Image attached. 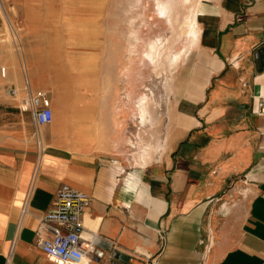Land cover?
<instances>
[{"label":"crops","instance_id":"obj_1","mask_svg":"<svg viewBox=\"0 0 264 264\" xmlns=\"http://www.w3.org/2000/svg\"><path fill=\"white\" fill-rule=\"evenodd\" d=\"M196 15L198 37L179 58L169 127L149 165L117 151L115 71L112 79L104 71L92 92L40 89L51 100L54 132L51 124L36 127L19 109L18 91L4 89L0 264L9 253L10 264H59L36 245L35 230L62 184L91 198L86 264H264V116L257 114L264 63L256 58L264 0H205ZM39 82L29 89L47 88L48 80ZM69 98L81 101L82 133L64 118ZM37 133L46 143L40 155Z\"/></svg>","mask_w":264,"mask_h":264},{"label":"rangeland","instance_id":"obj_2","mask_svg":"<svg viewBox=\"0 0 264 264\" xmlns=\"http://www.w3.org/2000/svg\"><path fill=\"white\" fill-rule=\"evenodd\" d=\"M179 1L175 16L160 18L158 0H4L22 45L17 54L9 43L8 27L1 15L4 40L0 42V68L7 69V77H0V96H4L8 84L14 83L17 98H24L22 90L26 81L40 83L41 79L48 80L47 88L32 89L33 92L50 91L66 84L72 94L92 92L103 83L104 71L107 76L111 71V79L115 71L117 105L121 111L117 116L120 120L117 151L131 164H144L138 159L139 147L148 144L151 152L147 161H152L158 155V144L163 145L172 113L178 62L173 67L169 58L179 50L182 57L189 50L191 43L184 32L187 29L184 20L192 19L203 0ZM151 45L155 46L153 51ZM82 66L84 76H80ZM142 97H146L152 117L145 123L139 120L138 105ZM3 112L0 109V125ZM56 123L57 128L58 120ZM53 126V123L49 126L50 132L56 130ZM37 136L45 146L44 136L39 133ZM0 218H3L1 212Z\"/></svg>","mask_w":264,"mask_h":264},{"label":"built area","instance_id":"obj_3","mask_svg":"<svg viewBox=\"0 0 264 264\" xmlns=\"http://www.w3.org/2000/svg\"><path fill=\"white\" fill-rule=\"evenodd\" d=\"M2 1L4 0H0V2ZM1 23L0 18V42L4 40ZM8 40L14 51L19 54L22 44L18 32L13 26L8 27ZM0 77L2 79L7 77L5 67L0 68ZM28 85V81H26L24 86L25 97L21 99L19 109L29 113L34 125L38 128L51 124L53 111L48 93L43 90L33 92ZM7 92L12 97H15L17 93L14 88L8 87ZM257 114L264 116V98H260L257 102ZM261 142L264 147V134L261 136ZM36 146L40 155L44 151V146L39 136L36 140ZM112 163H116V161H112ZM30 192L31 190L26 194L21 208V216L28 212ZM90 204L91 198L85 193L65 184L59 186L51 209L39 218L35 230L36 245L48 259L59 264L82 263L87 250H89V246L84 247V243H88L93 236L85 232L83 225V219ZM90 251H93L92 247ZM10 260L11 254L9 253L5 264H10Z\"/></svg>","mask_w":264,"mask_h":264},{"label":"bare ground","instance_id":"obj_4","mask_svg":"<svg viewBox=\"0 0 264 264\" xmlns=\"http://www.w3.org/2000/svg\"><path fill=\"white\" fill-rule=\"evenodd\" d=\"M182 1H186V0H182ZM189 1V0H188ZM188 1H186V2H188ZM200 1V0H199ZM203 1H205V0H203ZM207 1V0H206ZM209 2V1H208ZM180 3V1L179 0H158V2H157V13H158V15H159V17L160 18H162V17H166L167 15L170 17L171 16V18H172V16H175L176 14H175V12L177 13V5ZM199 3V2H198ZM136 6H137V4H136ZM191 11V10H190ZM195 11V10H194ZM191 13V12H190ZM194 13V12H193ZM3 16V19H4V24H5V26L6 27H10V26H12L11 25V22H10V18H9V15H8V12H7V10H6V7H5V4H4V1H2V2H0V18ZM141 15V14H140ZM139 15V16H140ZM179 15V14H178ZM183 15V14H182ZM196 12L193 14V17H192V19L190 18V20H189V18L186 20H184V21H186V31H184L185 32V35L187 36V39L189 40V43H191V45H192V43L193 42H195L196 40H197V37H198V27H197V23H196ZM138 17V16H137ZM142 17V16H141ZM133 18V17H132ZM178 19H179V17H178ZM133 21V20H132ZM144 21V20H143ZM169 21H171V20H169ZM184 21L182 22V24H185L184 23ZM142 22V21H141ZM134 23V22H133ZM132 23V24H133ZM169 23V22H168ZM175 24H176V22H175ZM177 25H178V21H177ZM128 26H130V23H129V25ZM133 26V25H132ZM137 26V25H136ZM182 26H185V25H182ZM177 27V26H176ZM179 28V27H178ZM93 29V28H92ZM132 29V28H131ZM136 29V28H135ZM173 30V29H172ZM8 31V30H7ZM132 31H134V29L132 30ZM136 31V30H135ZM134 31V32H135ZM174 31H176V29L174 30ZM174 31H173V33H174ZM180 31H181V28H180ZM133 32V33H134ZM183 34V33H182ZM200 34V33H199ZM132 36H133V34H131ZM172 35V34H171ZM131 36V37H132ZM174 36V35H173ZM179 36V35H178ZM134 37H135V35H134ZM133 37V38H134ZM134 40H135V38H134ZM162 40V39H161ZM165 40V39H164ZM163 40V41H164ZM180 40V39H179ZM166 41V40H165ZM174 41V40H173ZM167 42V41H166ZM160 43V42H159ZM173 43V42H172ZM165 45L167 44V43H164ZM170 44H171V42H170ZM164 45V46H165ZM194 45V44H193ZM158 46H159V44H158ZM171 46V45H170ZM183 47V46H182ZM187 47H188V45H187ZM186 47V48H187ZM155 48V46L154 45H151L150 46V50H152L153 51V49ZM156 48H157V46H156ZM185 48V47H184ZM183 48V49H184ZM189 48V47H188ZM191 48V47H190ZM161 49V48H160ZM165 49V48H164ZM164 49H162V50H164ZM172 50V49H171ZM135 51V50H134ZM174 51V50H173ZM181 52V50H179L177 53H175L174 55H172L170 58H169V63H170V65L171 66H176V64H177V62H178V60H179V58H180V53ZM168 53V52H167ZM146 56V55H145ZM149 57H147L146 56V58H150L151 60L153 59V57H151V55H148ZM149 59V60H150ZM155 59H157V58H155ZM158 59H161V56H160V58H158ZM165 59V58H164ZM164 59H162V60H164ZM141 60V59H140ZM166 60V59H165ZM157 61V60H156ZM160 61V60H159ZM158 61V62H159ZM162 62V61H161ZM160 62V63H161ZM152 63V62H151ZM168 63V64H169ZM179 63V62H178ZM154 64V63H153ZM79 65V64H78ZM155 65V64H154ZM153 65V66H154ZM165 65V64H164ZM54 66H56V65H54ZM155 66H157V65H155ZM160 68H161V65L159 66ZM165 67V66H164ZM179 67V66H178ZM181 67V66H180ZM179 67V68H180ZM166 68V67H165ZM170 68V67H169ZM163 69V68H162ZM152 70H154V69H152ZM82 73H81V75L80 76H84V74H83V72H84V69H83V66H82ZM170 71V70H169ZM168 71V72H169ZM179 72V71H178ZM162 73V72H161ZM164 73V72H163ZM61 74V73H60ZM166 74H168V73H166ZM173 75V74H172ZM85 76H87V74L85 73ZM63 80V79H62ZM80 81V80H79ZM62 83V82H61ZM64 83V82H63ZM66 83V82H65ZM165 83V82H164ZM67 85V84H66ZM66 85H64L65 87H67ZM63 87V86H62ZM68 88V87H67ZM165 88V87H164ZM150 93H152L151 91H150ZM148 96V95H147ZM151 96V95H150ZM149 96V97H150ZM175 96V95H174ZM152 98V97H151ZM174 98V97H173ZM139 99V98H138ZM153 99V98H152ZM138 101V100H137ZM176 102V101H175ZM62 103V105L65 107V113H63L64 114V118H69V121H70V127H71V130H73V132L75 131V132H78V133H82V132H84V128H85V126L83 125V123H84V118H86V115H84V112L82 111V113H76V109H77V107L79 106V104L81 103V101L79 100V99H77V98H69V99H67V100H65V101H63V102H61ZM138 103V102H137ZM152 106V105H151ZM138 109H139V114H140V117H139V120L141 119V123H145L146 122V120H150L152 117H151V109H149V106H148V104H147V100H146V97H142L141 99H140V101H139V105H138ZM153 109V108H152ZM116 111H117V116H118V114L121 112L120 111V107L116 104ZM63 112V111H62ZM61 112V113H62ZM62 115V114H61ZM137 118V117H136ZM159 121V120H158ZM119 123H120V120H119V118H117V127H119ZM149 125V124H148ZM87 133V132H86ZM54 135V134H53ZM75 135V134H74ZM55 136V135H54ZM153 137V136H152ZM73 138V137H72ZM151 139V138H150ZM129 140V139H128ZM152 140V139H151ZM141 141V140H140ZM150 141V140H149ZM89 142H90V140H89ZM134 144V143H133ZM150 144H151V142H150ZM45 145H46V143H45ZM141 145V144H140ZM137 146V145H136ZM173 146V145H172ZM132 147V146H131ZM151 146L150 145H148V144H144V145H142L141 147H139V151H141L140 152V154L137 152V154H139L138 155V159L139 160H142L143 162H144V164H145V161L149 158V154H150V152H151V148H150ZM137 148V147H136ZM163 148V145H160V144H158V146L156 147V150H161ZM134 160V159H133ZM138 162V161H137ZM146 162H148V161H146ZM150 163V162H149ZM149 163H147L148 165H149ZM139 164V163H138ZM144 164H141V166L142 165H144ZM135 165H137V164H135ZM139 166V165H138ZM89 226V225H88ZM91 231V230H90ZM91 243V242H90ZM11 254V253H10ZM86 262H87V258L85 257L84 259H83V261H82V263L81 264H86Z\"/></svg>","mask_w":264,"mask_h":264},{"label":"water","instance_id":"obj_5","mask_svg":"<svg viewBox=\"0 0 264 264\" xmlns=\"http://www.w3.org/2000/svg\"><path fill=\"white\" fill-rule=\"evenodd\" d=\"M256 58H257V63L260 64L261 61L264 63V47L259 51Z\"/></svg>","mask_w":264,"mask_h":264}]
</instances>
